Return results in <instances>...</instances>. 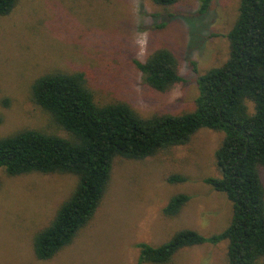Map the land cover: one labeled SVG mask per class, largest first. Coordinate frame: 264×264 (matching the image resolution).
<instances>
[{"label": "rangeland", "instance_id": "obj_1", "mask_svg": "<svg viewBox=\"0 0 264 264\" xmlns=\"http://www.w3.org/2000/svg\"><path fill=\"white\" fill-rule=\"evenodd\" d=\"M200 6V0H180L172 7L152 0H19L0 17V138L27 129L68 137L32 99L34 82L57 71L83 73L99 105L127 103L144 118L194 111L197 76L229 56L228 34L240 0H213L204 15ZM163 48L176 56L184 81L159 92L135 62ZM247 104L253 113L254 104ZM224 138L222 132L201 129L188 144L145 160L116 158L93 219L47 261L35 255V236L55 218L77 177H14L0 169V264H138L140 243L157 247L185 229L207 238L223 232L232 204L205 179L221 177L215 154ZM172 175L186 181L169 183ZM261 176L264 181V168ZM179 194L189 195V203L177 216H166L165 206ZM227 248V242L185 248L172 264H227Z\"/></svg>", "mask_w": 264, "mask_h": 264}, {"label": "trees", "instance_id": "obj_2", "mask_svg": "<svg viewBox=\"0 0 264 264\" xmlns=\"http://www.w3.org/2000/svg\"><path fill=\"white\" fill-rule=\"evenodd\" d=\"M19 0H0V17L8 16ZM172 7L180 0H152ZM213 0H200V15ZM229 56L223 65L198 75L194 111L181 115L144 118L127 103L99 105L83 73H48L32 85V99L68 137L23 130L0 138V169L10 176L32 173L71 174L77 177L72 194L51 223L34 239L38 260L54 258L71 245L95 216L109 188L113 162L121 157L145 160L174 146L188 144L201 129L222 132L216 151L220 178L205 183L225 194L232 204V219L221 233L204 237L185 229L164 244L137 245L138 264H172L175 255L206 243H228L227 264L264 261V0H240L239 15L228 34ZM145 82L166 92L183 82L172 51L159 49L145 62L136 61ZM197 72L196 64L193 63ZM248 102L254 104L250 113ZM167 181L184 183L172 175ZM190 196L172 197L163 213L175 217Z\"/></svg>", "mask_w": 264, "mask_h": 264}]
</instances>
